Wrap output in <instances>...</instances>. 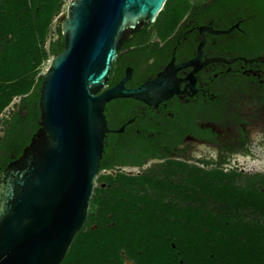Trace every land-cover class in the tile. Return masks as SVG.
Masks as SVG:
<instances>
[{
    "label": "trees",
    "instance_id": "1",
    "mask_svg": "<svg viewBox=\"0 0 264 264\" xmlns=\"http://www.w3.org/2000/svg\"><path fill=\"white\" fill-rule=\"evenodd\" d=\"M64 1L0 0V114L19 97L0 118V171L39 128L40 69L65 46L60 23L46 45ZM168 22L172 29L176 22ZM135 158L117 151L101 159L97 180L105 185L95 187L61 264H125L124 256L135 264H264L263 173L179 160L139 174L102 173L115 162L145 161Z\"/></svg>",
    "mask_w": 264,
    "mask_h": 264
},
{
    "label": "water",
    "instance_id": "2",
    "mask_svg": "<svg viewBox=\"0 0 264 264\" xmlns=\"http://www.w3.org/2000/svg\"><path fill=\"white\" fill-rule=\"evenodd\" d=\"M165 1L68 0L58 18L65 46L42 73L39 128L0 171V264H61L94 194L110 131L106 103L156 104L178 91L169 69L138 87L126 78L108 86L121 43L154 22Z\"/></svg>",
    "mask_w": 264,
    "mask_h": 264
},
{
    "label": "flooded vegetation",
    "instance_id": "3",
    "mask_svg": "<svg viewBox=\"0 0 264 264\" xmlns=\"http://www.w3.org/2000/svg\"><path fill=\"white\" fill-rule=\"evenodd\" d=\"M162 9L161 22L159 12L121 43L108 86L126 78L127 87H138L169 69L178 91L156 104L133 97L106 103L101 159L126 151L145 161L115 162L105 173L130 167L123 172L139 174L158 168L134 172L153 159L160 167L179 160L225 168L233 153L264 148V0H172ZM239 101L245 109H234Z\"/></svg>",
    "mask_w": 264,
    "mask_h": 264
},
{
    "label": "rangeland",
    "instance_id": "4",
    "mask_svg": "<svg viewBox=\"0 0 264 264\" xmlns=\"http://www.w3.org/2000/svg\"><path fill=\"white\" fill-rule=\"evenodd\" d=\"M67 2H68V0L64 1L60 12L58 14H56L54 17L53 23L51 25V34L48 36V39L46 41V45H48L49 41L54 38V32L56 30L57 24H59L58 18L60 15L66 13ZM167 11L168 10L166 9L164 11V13H167ZM49 61H50V58H48L42 64L41 69H40V73H43L47 69V67L49 65ZM18 101H19V97H15L13 99V101L10 103V105H8L5 108V110L0 114V118L5 116V114L8 113L9 110H12L14 103L18 102ZM246 106L247 105L245 102L243 103V102L239 101L237 103H234L233 107H234V109H237V110H243L246 108ZM1 134H3V127H2V124L0 123V135ZM210 154L214 155L215 153L213 151H211ZM194 155L197 158V157L201 156L202 154L200 152H195ZM162 163H163L162 160L153 159V160L148 161L144 166L135 167V168H133V170H134V172H137V171H143L146 168H150L153 166L160 167ZM223 165L225 166L226 170L237 169V170L242 171L244 174H253V173H257V172L264 174V148L260 149V148L254 147L252 149V153H250V154L233 153L230 156L229 161L224 163ZM129 169H130V167H126V168H121L120 170L127 171ZM102 173H105V172L102 171ZM104 185H105L104 182H98V180L96 178L95 187L96 186H104ZM95 187H94V189H95ZM89 208H90V205H89ZM245 217H246V219L254 220L255 215H250V214L247 215L246 214Z\"/></svg>",
    "mask_w": 264,
    "mask_h": 264
}]
</instances>
